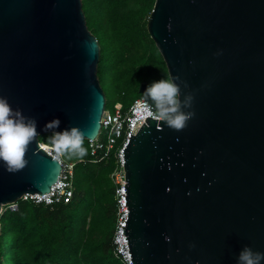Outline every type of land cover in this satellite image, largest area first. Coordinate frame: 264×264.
Here are the masks:
<instances>
[{
  "label": "water",
  "instance_id": "1",
  "mask_svg": "<svg viewBox=\"0 0 264 264\" xmlns=\"http://www.w3.org/2000/svg\"><path fill=\"white\" fill-rule=\"evenodd\" d=\"M146 28L195 115L182 131L146 118L124 148L131 264L264 253V0H155ZM98 60L81 0H0V97L37 121L26 166L12 173L0 162V214L56 182L61 165L38 140L47 122L98 135Z\"/></svg>",
  "mask_w": 264,
  "mask_h": 264
},
{
  "label": "trees",
  "instance_id": "2",
  "mask_svg": "<svg viewBox=\"0 0 264 264\" xmlns=\"http://www.w3.org/2000/svg\"><path fill=\"white\" fill-rule=\"evenodd\" d=\"M155 0H81L87 29L99 45L97 77L106 82L112 105L128 106L148 87L169 80L167 68L146 24ZM102 88V87H101ZM105 96L104 89L102 88ZM107 102V100H106ZM52 133L38 136L53 146ZM83 158L63 153L75 162L73 197L68 203L33 204L18 200L15 210L0 214V264H126L115 254V185L112 157L91 162L88 140Z\"/></svg>",
  "mask_w": 264,
  "mask_h": 264
},
{
  "label": "built area",
  "instance_id": "3",
  "mask_svg": "<svg viewBox=\"0 0 264 264\" xmlns=\"http://www.w3.org/2000/svg\"><path fill=\"white\" fill-rule=\"evenodd\" d=\"M146 118L160 120L153 106L144 96H138L128 106L121 102L113 104L112 111L104 108L100 118V130L93 140H88L91 162L106 161L112 157L114 168L110 178L115 185L114 197L116 201L117 222L113 234L115 254L126 264H131L130 254L123 227L127 218L126 189L124 180V148L129 142L130 135L133 136ZM104 132V137H102ZM40 146L61 165L60 174L56 182L46 193H24L18 200L33 204L52 205L54 203H68L73 197V176L75 162L63 158L58 154L54 146L39 142ZM8 203L1 209L15 210L17 201Z\"/></svg>",
  "mask_w": 264,
  "mask_h": 264
},
{
  "label": "clouds",
  "instance_id": "4",
  "mask_svg": "<svg viewBox=\"0 0 264 264\" xmlns=\"http://www.w3.org/2000/svg\"><path fill=\"white\" fill-rule=\"evenodd\" d=\"M174 80L161 79L151 84L144 95L151 99L155 105L156 114L163 119L168 127L182 131L187 127L195 113L184 111L192 107L193 97L187 95L181 99V87ZM186 86V85H185ZM61 120L57 117L44 126L45 131L52 132L51 143L58 154L68 153L83 158L86 149L83 147V134L76 128L59 129ZM37 136V121L23 115L20 110H14L7 98L0 97V162L9 172L22 170L26 164V153L30 144ZM264 253L253 251L245 246L239 253L237 264H261Z\"/></svg>",
  "mask_w": 264,
  "mask_h": 264
},
{
  "label": "rangeland",
  "instance_id": "5",
  "mask_svg": "<svg viewBox=\"0 0 264 264\" xmlns=\"http://www.w3.org/2000/svg\"><path fill=\"white\" fill-rule=\"evenodd\" d=\"M101 85H102L101 87L105 91V94L107 95V97H106L107 102L105 103V109L108 110L109 112H111L112 111V108H113V105H112V102H111V100H112V94L109 91V89L107 88L106 82L105 83L104 82H101ZM102 137H104V132H102ZM116 221H117V214H116Z\"/></svg>",
  "mask_w": 264,
  "mask_h": 264
}]
</instances>
